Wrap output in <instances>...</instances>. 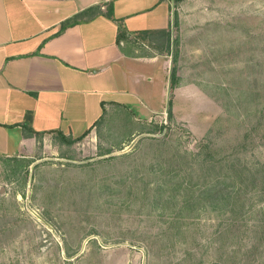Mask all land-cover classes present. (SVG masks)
<instances>
[{
  "label": "rangeland",
  "instance_id": "obj_1",
  "mask_svg": "<svg viewBox=\"0 0 264 264\" xmlns=\"http://www.w3.org/2000/svg\"><path fill=\"white\" fill-rule=\"evenodd\" d=\"M170 1L160 113L0 157V264H264V0Z\"/></svg>",
  "mask_w": 264,
  "mask_h": 264
},
{
  "label": "crops",
  "instance_id": "obj_2",
  "mask_svg": "<svg viewBox=\"0 0 264 264\" xmlns=\"http://www.w3.org/2000/svg\"><path fill=\"white\" fill-rule=\"evenodd\" d=\"M109 4L112 18L104 14ZM93 5L102 13L58 32L63 20ZM119 29L128 37L118 41ZM172 31L170 0H0V157L31 154L41 143L65 144L58 132L92 135L115 107L129 110L134 120L144 117L133 104L160 113L142 86L154 85L160 59L164 88L171 82ZM170 87L178 89L177 82ZM120 252L116 247L97 260L76 261L139 264Z\"/></svg>",
  "mask_w": 264,
  "mask_h": 264
},
{
  "label": "trees",
  "instance_id": "obj_3",
  "mask_svg": "<svg viewBox=\"0 0 264 264\" xmlns=\"http://www.w3.org/2000/svg\"><path fill=\"white\" fill-rule=\"evenodd\" d=\"M102 10H101V6L100 5H93L90 6L88 8H85L81 11H79L78 13L74 14L73 16H71L70 18H67L65 20H63L60 24V29L58 32L63 31L66 27L70 26V25H74L80 21H84V20H89L91 18H93L95 15L97 14H101ZM107 17L112 18L113 17V10H112V5L109 4L107 6L106 12L104 13ZM57 32V33H58ZM123 31L119 29V34H118V41L123 37L124 39L127 38V34L124 35V33H122ZM177 76H176V68L173 66L172 71H171V82L172 85H174V83L177 81ZM112 113H119V116L122 117V119H124V115L128 116L130 119V121L133 122V124H135L136 122H134V119L132 116H130L132 113L129 110H126L124 108H120V107H115V110ZM107 118H109V113H104L103 117L97 122V126L100 125L102 126L103 124L108 128H110V126H112L113 124L115 125V127L119 130V126H122L121 120L114 118L113 122L110 123L108 122ZM117 119V120H116ZM123 122V121H122ZM125 122H123L124 124ZM130 123V122H128ZM136 127V125H134ZM162 127V126H161ZM134 129V127L132 128ZM131 127H130V131L128 133L125 134L128 135L129 133H131L132 131ZM90 132V130H86L81 136H78L76 138H70L65 136L64 134H62L61 132H58V138L60 139V141L64 142L65 144H73L81 139H83L88 133ZM124 137V135H121L120 137ZM31 161L26 160L25 165L29 164Z\"/></svg>",
  "mask_w": 264,
  "mask_h": 264
}]
</instances>
